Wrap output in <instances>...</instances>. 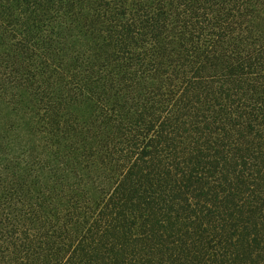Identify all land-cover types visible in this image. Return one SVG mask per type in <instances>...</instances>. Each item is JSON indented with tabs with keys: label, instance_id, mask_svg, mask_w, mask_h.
Segmentation results:
<instances>
[{
	"label": "trees",
	"instance_id": "16d2710c",
	"mask_svg": "<svg viewBox=\"0 0 264 264\" xmlns=\"http://www.w3.org/2000/svg\"><path fill=\"white\" fill-rule=\"evenodd\" d=\"M0 264H264V0H0Z\"/></svg>",
	"mask_w": 264,
	"mask_h": 264
}]
</instances>
